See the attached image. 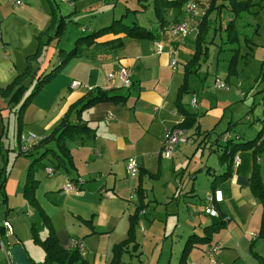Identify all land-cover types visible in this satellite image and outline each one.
I'll return each instance as SVG.
<instances>
[{
    "label": "crops",
    "instance_id": "crops-1",
    "mask_svg": "<svg viewBox=\"0 0 264 264\" xmlns=\"http://www.w3.org/2000/svg\"><path fill=\"white\" fill-rule=\"evenodd\" d=\"M21 1V5H12V10H10L8 1L0 0V40L2 41L0 88H5L13 81L14 77L24 73L25 70L20 73L22 69L28 68L30 72L28 77L23 80L28 89L18 103L11 102L7 96L0 93V136L4 135L5 118L8 117L9 122L11 113H15L18 142L22 152L31 160L22 182L20 178L14 179L11 174L6 173L5 166L0 168V179L3 181L5 193L0 197L6 201L9 200L10 195L17 192L22 185L23 199L32 210V212H28L29 218H33L34 215L39 218L37 223L31 220L30 239L42 249L43 258L42 253L29 250L18 236L11 243L10 248L19 244L33 264H51L44 261L45 251L39 242L34 240V237L36 236L39 241H42L48 235L53 234L62 248H66L71 239H76L81 243V251L73 249L77 250L80 255L75 264H123V258L127 254L132 257L130 264H264V196H261V192L252 187L251 180L252 175L257 173L262 190H264V182L260 176L261 155L264 153V149L257 157H254L252 149L240 151V163L238 165L232 163L228 168L231 163L230 158L221 156L224 150L223 146H227V142H224L220 134L215 140H212L210 136L204 137L200 131L208 129L199 130L197 114L185 109L182 104L185 92L180 94V89L184 84L186 69L196 52L197 42L191 34L194 33L197 37L199 25L209 7L210 0L204 6L202 5L204 11L201 13H198L200 4L198 0L189 1L196 5L195 13H187L185 5L180 11L178 9L168 10L171 11L172 21L166 19L167 22L182 20L187 23L189 32L185 37L173 36L160 30V24L156 17L159 24L156 32L140 24L160 35V41L163 44L161 53L154 51V40L145 37H124L123 46L117 50L102 53L89 52V55L70 58L59 73L40 89V94H43L42 92L53 88V86L58 87L49 103L42 106L36 102L38 96L32 97L23 112L22 122L18 123V109L30 93L32 83L35 84L39 76L49 73L64 58V54L60 55L59 53V49H61L59 45L65 32L60 35V38H57L55 24H52V21L57 23L59 20H64L66 22L65 29L68 23L74 21L71 14L63 13L59 3L62 0ZM139 1L137 0V5L140 4V9H134L136 12L142 13L147 10V7H152L151 0H147L146 7L142 5L144 0ZM4 6L8 9L6 12H3ZM125 9L131 10L127 6ZM123 14L127 15V11L115 17V11L109 12L108 10L106 15L95 16L94 21L97 22L98 27L91 26V28L99 29L108 26ZM123 19L127 21L125 17ZM18 22L29 24L30 34L26 27L19 29ZM123 36V34L120 36L107 35L102 39ZM39 42L43 45L41 55L37 59L34 57L30 60L29 57L36 54ZM191 42H193V47L191 45L190 48ZM178 49L190 51L187 53L189 58L183 63L182 80L177 76L176 68H172L170 65V60ZM54 58L57 61L51 66ZM119 65H125L132 70V85L129 89L119 88L117 81L114 80L110 83L106 79L107 74L114 71ZM32 74L34 77L30 78ZM74 80L82 84L107 88L106 90L112 89V93L122 94L125 98L118 102L101 101L79 111L81 100L87 94V90L82 85L72 89L70 84ZM260 91H264V89ZM254 105L253 102L251 106H248L244 117L242 116L240 120L248 122L250 125L256 123L258 125L257 135L264 126L262 125L264 116L255 118L250 116ZM174 107L181 114V121L178 125L184 120L183 110L196 114L194 125L182 128L183 134L193 131L194 138L200 139L198 146H203V144L206 146L207 143L212 151L216 150L212 144L220 146L219 159L222 168L220 170L213 169L210 172L211 167H207L209 169L207 173H211L213 178L205 198H202V205L196 203L197 194L193 186L188 190L184 189L181 180L175 186L171 185V196H168L166 192L164 199L168 200L167 197H169L171 202H175V210L170 211V215L175 218L156 235L157 242L152 254L150 257H146L141 249V244L136 239L137 227L143 224V218L146 219L150 203L145 191L144 178L147 175L149 178L158 180L162 172L163 159L156 156L154 160L157 163H153L149 156L152 152L155 155L162 149L165 130L174 128L172 127L175 124L173 119L176 110L174 111ZM108 113L112 114L111 119L108 118ZM77 116L94 129L95 135L93 139L83 144L71 142L64 153L58 148L55 132L63 120H73ZM31 133L35 135L36 142L28 151L24 152L22 136L28 138ZM49 135L50 137L45 143H38ZM234 136V142L238 143L255 137L245 138L248 136L241 133H236ZM262 139H264V135L261 136L260 140ZM183 142H186V139ZM38 157H40L39 160H35ZM129 157H136L139 164L136 184L134 185V177L130 179L129 183V186H134L138 196L134 201H129L126 206L122 207V200L116 197H107V202H113V205L116 203L117 207L113 208L104 224L94 218V215H98L99 209L90 207L89 202L84 200L82 195L69 196L60 190L69 176L72 180L82 181L81 184H78V191L84 189V183L86 184L88 181L97 183L96 187L99 188V191L105 192L107 189L114 191L123 167L126 176L128 174L126 160ZM170 165L172 168L170 174L175 177L178 172L174 162H171ZM52 167L55 168L53 174L47 173L46 170ZM40 169L44 170L48 177L58 174L50 180L49 189H45L42 195L47 204L53 206V212L46 211L40 200L39 188L42 180L37 174ZM30 170L31 178L35 183H32V196L28 198L25 195V190ZM228 170L230 174L224 176ZM181 172L183 173L184 169ZM191 174L194 175L193 177L196 176L195 171ZM119 184L120 188H124L128 182L123 179ZM120 190L122 195L126 194L125 190ZM209 193L217 197L215 199V215L206 212V197ZM181 200L188 205L189 219L186 222L179 218L178 206ZM189 205H193L194 208ZM205 216H209L211 220L205 222ZM132 217L139 218L133 227ZM1 225L0 229L6 231L3 223ZM141 228L143 231V227ZM12 233L14 235L15 230L7 235ZM42 234L44 235L42 236ZM123 242L125 245L119 250V246ZM212 247L217 248V251L213 253L215 262H212L207 254L208 249ZM116 255L117 262H115ZM133 257L135 261H133Z\"/></svg>",
    "mask_w": 264,
    "mask_h": 264
},
{
    "label": "rangeland",
    "instance_id": "rangeland-1",
    "mask_svg": "<svg viewBox=\"0 0 264 264\" xmlns=\"http://www.w3.org/2000/svg\"><path fill=\"white\" fill-rule=\"evenodd\" d=\"M7 1L10 10H12V2ZM198 1L200 3L198 13H201L204 11L202 9L203 6L209 0ZM242 1H246V6L238 13L229 9L231 3H233L231 0L216 1L218 6L219 4L225 5L209 13L211 22L203 36H201L202 42L199 43L200 50H202L201 57H195L196 62L191 65L192 71L188 72L186 76V91L182 97L183 107L197 114V120L200 124L199 130L208 129L212 140H215L219 134L221 138L227 135L232 139H234L236 133L248 136H244L245 138L254 137L258 131V125L256 123L250 125V123L240 120L248 106H251L253 102L255 105L250 112V116L252 118L264 116V98H262L264 91H260L264 89V66H262L264 64V0ZM59 3L63 13L71 14V17L74 19L73 22L68 23L64 36L60 41V48H65L66 50H69L73 46L74 40L83 31L82 27H98L97 22L94 21L95 16L106 15V11L108 10L109 12L114 10L116 13L115 17L127 11L125 19L128 23L135 20L155 32L159 27L151 6L147 7V10L142 13L132 11L140 9V4L137 5V0H75L72 2L60 1ZM143 3H148V1L144 0ZM125 6L131 10H126ZM4 7L3 12H6L8 9L6 6ZM166 19L172 21L171 11L166 13ZM17 27L19 29H25L26 27V30L30 34L31 28L29 24L18 22ZM193 34L191 35L196 39V35ZM1 42L0 40V51H2ZM191 45L193 47V42L189 44L190 48ZM188 52L190 51L178 49L172 56L176 61L177 76L181 80L183 76V63L189 58ZM55 55L57 56V53ZM232 59L234 61L233 72L229 70V63ZM56 61V58H54L51 66ZM24 70L22 69L20 73ZM216 82L224 84L225 87H217ZM33 85L34 83H32L30 89L33 88ZM54 87L42 92L43 94H40L39 91L34 96V98L38 96L36 102L42 106L48 104L58 88ZM194 97L196 98V103L192 105L191 101ZM175 110V117L173 119L175 124L172 127L179 126L178 123L181 121V114L177 111L176 107H174ZM4 124V135L0 136V168L5 166L4 171L6 173L11 174L14 179L20 178L22 182L31 159L22 152L21 145L18 142L16 114L12 112L9 122L7 117ZM227 129L228 131H226ZM202 132L200 131V133ZM192 133L193 131H189L183 134V140L186 139V142L179 143L173 149L171 158L161 157L163 159L162 172L158 180L145 175L144 186L146 188L147 199L150 203L147 208L148 214L146 219L143 218V224L137 227L136 239L141 244V249L146 257H150L152 254V250L157 242L156 235L166 227L167 223L169 224L175 218L170 215V211L176 208L175 202H171L169 197H167L168 200L164 199L166 192L168 196H171V185L175 186L181 180L182 188H187L188 190L193 186L197 194L196 203L202 205V198H205V194L213 178L211 173H207V170H209L207 167H211L210 172L213 169L220 170L222 168L219 159L220 146L212 144L216 148L214 151L210 149L207 143L206 146L205 144L198 146L200 139H195ZM153 154L152 152L149 158L153 163H157L154 160L156 156ZM261 159L260 176L262 182H264V153H262ZM171 162H174V166L178 172L175 174V177L170 174L172 170ZM153 166L155 165L153 164ZM183 169L184 172L182 173L181 170ZM194 171L195 177L191 174ZM37 174L42 180L39 188L41 203L46 211L53 212V206L47 204L46 199L42 195L45 189H49L50 180L54 179L58 174L48 177L45 175L44 170L41 169ZM120 179L116 181L117 185L114 191L112 189H107L105 192L99 191V188L96 187L97 183L88 181L86 184L84 183V189L71 191L67 194L69 196L82 195L84 200L89 202L90 207L99 209L98 215H94V218L104 224L113 208L117 207L116 203L113 205V202H107V197H116L122 200L121 207L126 206L129 201H134L135 199V197H130L134 186H129V183L130 179L133 178L129 174L126 176L124 167L121 170ZM123 179L128 184L124 188H120L119 183ZM136 182L137 176L134 177V185ZM21 186L17 192L10 195L9 200L6 201L0 197V223L7 220L11 223L13 230H15L14 235L13 233L7 235L6 231L0 229V239L4 246V250L0 247V264H8L5 250L10 249L11 243H13L17 236L23 240L29 250H35L39 254L42 253L43 258L42 249L31 241L29 231L31 220L37 223L39 222V218L37 215H34L31 219L29 218L28 212H32V210L23 199ZM120 189L125 190L126 194L122 195L123 193H121ZM189 206L194 208L193 205ZM178 210L179 218L186 222L189 219L188 205L183 200L180 201ZM205 217V222L211 220L209 216ZM252 226H254V223H252ZM141 227H143V231ZM131 258L129 254L124 256L123 264H130ZM133 261H135L134 257Z\"/></svg>",
    "mask_w": 264,
    "mask_h": 264
},
{
    "label": "trees",
    "instance_id": "trees-1",
    "mask_svg": "<svg viewBox=\"0 0 264 264\" xmlns=\"http://www.w3.org/2000/svg\"><path fill=\"white\" fill-rule=\"evenodd\" d=\"M70 1L72 2L74 0H70ZM189 1L190 0H152L151 5L153 8L154 15L156 19L159 21L160 30L166 32L165 26L168 25L169 23H173V22H167L166 16H165L166 12L168 10H174V9H178L180 11L182 10L183 6L186 5ZM216 1L217 0H210L209 7L202 17L201 23L199 25V32L196 37V42H197L196 52L193 56V59L191 60L189 67L186 69L187 71L185 72L184 84L183 86H181L180 94L186 91V87H185L186 76L189 70H191V65L194 62H196L195 57L197 56L199 57L201 55L202 50H200L199 43L202 42L201 36H203L206 29L210 25L211 21L209 19V13L215 9H219L220 6L225 5V4H219L218 6ZM231 1L233 3H231L229 9L236 13L240 12L241 9L243 10L246 6L245 4L246 1H242V0L240 1L231 0ZM142 5L146 7L148 4L143 3ZM134 11L136 12V10ZM125 16L126 15L123 14L120 18L114 19L110 25L105 26L103 28L92 29L90 27H82L83 31L74 40L73 46L70 50L66 51L63 48L59 49L60 55L64 54L63 55L64 58L60 60L58 65H56L49 73L42 74L36 79L37 82L34 84L30 93L26 96V98L21 103L18 109V114H17L18 123L22 122L23 112L26 106L28 105L29 101L31 100V98L34 97L52 77H54L56 74L59 73L62 66L70 58L89 55V52H92V53L101 52L102 53V52H108L111 50H117L123 46L124 37H128V38H133V37L134 38H144L145 37V38H149L154 41L160 40L159 34L154 33L152 30L147 29L146 27L138 24L136 21H133L131 23L124 21L123 17ZM179 21H182V20H179ZM52 24H55L57 38H60V35L63 34L66 30L65 29L66 22L64 20H59L57 23H55V21L53 20ZM121 34H123L124 36L106 39V40L102 39L107 35L120 36ZM42 46H43L42 43L39 42V47L36 51V54L32 57H29L30 60L34 57H36L37 59V57L41 55ZM119 66H125V65H119ZM262 66H264V64H262ZM229 70L231 72L234 71L233 59L229 63ZM29 73L30 72L28 68L25 69L24 73L15 77L13 81L10 84H8L5 88H0V93L4 96H7V99L8 100L10 99L11 102L18 103V101H20V98H22L23 94L28 89V86L24 84L23 80L26 77H28ZM32 76L34 77V75L32 74L30 75V78H32ZM131 78H132V74H131ZM124 98L125 96L122 94L112 93V89L105 90L101 88L100 86H97L95 89L91 91H87V94L81 100V104L78 110L80 111L82 109L89 108L101 101L118 102V101H123ZM182 112H183L184 120L181 122V124H179V127L185 128V127L193 126L194 122L196 121V114L188 112L186 110L185 111L183 110ZM262 125H264V120H262ZM55 135H56L55 139L57 141L59 150L65 153L66 150L69 148V144L71 142L74 141V143L76 144H83L84 142H87L88 140L93 139L95 132H94V129H92L86 121L82 120L79 116H77L73 120H69V119L63 120L62 123L57 128ZM202 135L208 138V136H210V131L209 130L203 131ZM262 135H264V126H262L258 134L251 140L238 143V142H234V140L227 135L223 137L224 142H227V146L226 145L223 146L224 150L221 156L224 158H230L231 163L229 164L228 168H230L231 164L233 163L235 155H239L240 157V151L252 149V153L254 157H257L259 153L261 152V150L264 149V139L260 140ZM49 137L50 135L40 140L38 143L39 144L45 143ZM39 158L40 157L36 158L35 160H39ZM54 167H52L53 170H55ZM229 174L230 173L228 170L227 172L224 173V176H227ZM31 177L32 175H31V170H30L27 176V185H26V190H25V195L28 198L32 196V192H33L32 183L34 181ZM251 180H252V187L255 190H259V192H261L260 195L264 196V190H262L260 179L258 178L257 173H255L254 176L252 175ZM3 186H4L3 181L0 179V195L2 196L5 195L3 191ZM137 196L138 195L136 194V197ZM137 220H139V218L137 217L131 218L132 227L135 225ZM34 240L36 242H39L41 247L44 249L45 251L44 261L45 262H48L51 264H75V262H77L80 258L79 252L77 250L62 248L56 236H54L53 234L48 235L42 241H39L38 237L35 236ZM123 245H125V242H123L119 246V250ZM117 255H116L115 262H117Z\"/></svg>",
    "mask_w": 264,
    "mask_h": 264
},
{
    "label": "built area",
    "instance_id": "built-area-1",
    "mask_svg": "<svg viewBox=\"0 0 264 264\" xmlns=\"http://www.w3.org/2000/svg\"><path fill=\"white\" fill-rule=\"evenodd\" d=\"M12 2L13 6H19L22 4L21 0H10ZM62 1H68L70 0H62ZM196 5L193 2H188L185 5V11L187 13H195ZM165 31L170 33L173 36H179V37H185L188 32H189V27L185 21H177L173 23H169L168 25L165 26ZM0 39H1V32H0ZM154 51L156 53H161L163 49V44L160 40H155L154 42ZM170 65L172 68H175L176 66V61L175 59L170 60ZM132 71L130 68L126 66H119L117 69H115L112 72H109L106 76V79L108 82L112 81H117V85L119 88L122 89H128L132 85V78H131ZM83 86L87 91H91L95 89L97 86L94 85H88V84H82L81 82L74 80L71 82L70 86L72 89H76L80 86ZM216 86L219 88L225 87L224 84L220 82H216ZM107 89V88H103ZM196 103V98L194 97L191 101V104L194 105ZM108 118H112V114L108 113ZM183 129L180 127H174V128H167L164 132V142L162 149L155 154L157 157H164V158H171V153L173 149L181 142H183ZM36 142V137L34 134H29L28 138H24L22 136V148L23 151H28L32 145ZM98 152V149H96ZM233 163L235 165H238L240 163V157L239 155H235ZM126 168L127 172L131 177H136L139 173V164L137 162L136 157H129L126 160ZM53 172L52 168L47 169V173L51 174ZM82 181H75L72 180L69 176L66 179V183H64L61 187L62 193H68L71 191H76L78 190V184H81ZM130 197H136V191L133 189L130 193ZM215 199L217 197L214 194L209 193L206 197V204H207V209L206 212L211 215H215L216 210H215ZM3 227L5 228L7 233H11L13 230V227L11 223L7 220L3 221ZM0 247L3 248V242L0 239ZM67 249H79L81 251L82 245L81 243L76 240V239H71L70 242L67 244ZM217 251L216 247H212L208 249L207 254L210 256L211 261L215 262V259L213 258V253ZM8 264H12L11 259H10V249L5 250Z\"/></svg>",
    "mask_w": 264,
    "mask_h": 264
},
{
    "label": "water",
    "instance_id": "water-1",
    "mask_svg": "<svg viewBox=\"0 0 264 264\" xmlns=\"http://www.w3.org/2000/svg\"><path fill=\"white\" fill-rule=\"evenodd\" d=\"M10 259L12 264H33L19 244L10 248Z\"/></svg>",
    "mask_w": 264,
    "mask_h": 264
},
{
    "label": "bare ground",
    "instance_id": "bare-ground-1",
    "mask_svg": "<svg viewBox=\"0 0 264 264\" xmlns=\"http://www.w3.org/2000/svg\"><path fill=\"white\" fill-rule=\"evenodd\" d=\"M25 152V151H24ZM47 171V170H46ZM53 173V172H52Z\"/></svg>",
    "mask_w": 264,
    "mask_h": 264
}]
</instances>
